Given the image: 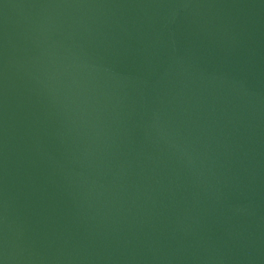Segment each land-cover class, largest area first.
<instances>
[{"label": "water", "instance_id": "obj_1", "mask_svg": "<svg viewBox=\"0 0 264 264\" xmlns=\"http://www.w3.org/2000/svg\"><path fill=\"white\" fill-rule=\"evenodd\" d=\"M0 264H264V0H0Z\"/></svg>", "mask_w": 264, "mask_h": 264}]
</instances>
